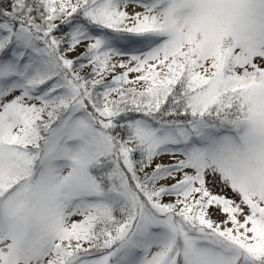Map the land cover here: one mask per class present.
Listing matches in <instances>:
<instances>
[{"label":"snow or ice","instance_id":"6c2138e0","mask_svg":"<svg viewBox=\"0 0 264 264\" xmlns=\"http://www.w3.org/2000/svg\"><path fill=\"white\" fill-rule=\"evenodd\" d=\"M0 264H264V0H0Z\"/></svg>","mask_w":264,"mask_h":264},{"label":"rangeland","instance_id":"374dc122","mask_svg":"<svg viewBox=\"0 0 264 264\" xmlns=\"http://www.w3.org/2000/svg\"><path fill=\"white\" fill-rule=\"evenodd\" d=\"M81 51H82V49H81ZM166 159V158H165Z\"/></svg>","mask_w":264,"mask_h":264}]
</instances>
